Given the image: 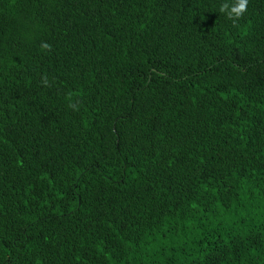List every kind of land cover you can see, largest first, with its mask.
<instances>
[{"label": "trees", "instance_id": "trees-1", "mask_svg": "<svg viewBox=\"0 0 264 264\" xmlns=\"http://www.w3.org/2000/svg\"><path fill=\"white\" fill-rule=\"evenodd\" d=\"M221 2L0 0V264H264V0Z\"/></svg>", "mask_w": 264, "mask_h": 264}, {"label": "clouds", "instance_id": "clouds-1", "mask_svg": "<svg viewBox=\"0 0 264 264\" xmlns=\"http://www.w3.org/2000/svg\"><path fill=\"white\" fill-rule=\"evenodd\" d=\"M249 0H222L219 5V12L226 16L228 20L233 22V25L236 26L238 21L244 16V14L248 10ZM52 46L47 42L41 43V50L50 52ZM41 84L44 87H51L52 85L49 83L48 78L45 76L41 80ZM74 93L69 92L66 94V100L68 101L67 107L73 111L80 110V100L74 99Z\"/></svg>", "mask_w": 264, "mask_h": 264}, {"label": "rangeland", "instance_id": "rangeland-1", "mask_svg": "<svg viewBox=\"0 0 264 264\" xmlns=\"http://www.w3.org/2000/svg\"><path fill=\"white\" fill-rule=\"evenodd\" d=\"M254 212H257V210H254ZM259 213H261V212H259ZM258 215H260V214H258ZM260 220H256V221H253V222H250V224L249 225H251V223H252V225L254 226V225H258V224H260Z\"/></svg>", "mask_w": 264, "mask_h": 264}]
</instances>
